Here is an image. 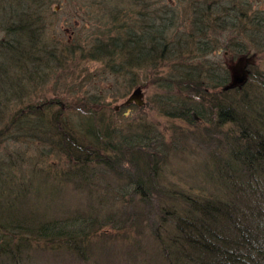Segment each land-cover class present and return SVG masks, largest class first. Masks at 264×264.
I'll use <instances>...</instances> for the list:
<instances>
[{
	"label": "trees",
	"instance_id": "trees-1",
	"mask_svg": "<svg viewBox=\"0 0 264 264\" xmlns=\"http://www.w3.org/2000/svg\"><path fill=\"white\" fill-rule=\"evenodd\" d=\"M54 4L75 15L67 38ZM248 52L264 54V9L243 2L0 0V264H264L258 62L222 90L228 56ZM86 61L102 65L89 78ZM98 73L128 88L144 73L159 114L196 129L198 187L160 181L179 126L169 142L118 121L104 92L74 93ZM67 188L82 207L63 203Z\"/></svg>",
	"mask_w": 264,
	"mask_h": 264
},
{
	"label": "rangeland",
	"instance_id": "rangeland-1",
	"mask_svg": "<svg viewBox=\"0 0 264 264\" xmlns=\"http://www.w3.org/2000/svg\"><path fill=\"white\" fill-rule=\"evenodd\" d=\"M161 1H170L173 4H177L178 0H161ZM226 2L237 4L240 2L247 3L249 6H251L252 10L256 9H264V0H225ZM232 1V2H231ZM55 12H58V16L55 19L54 24V31L58 34H60L63 38H67L71 35V31L73 32V24L74 22V16L72 14V11L69 9H60L55 4L53 5ZM186 15L180 14V18L182 20H186ZM80 21L77 23V27L75 31H79V27L82 25ZM78 33V32H77ZM221 51L222 49L215 51L212 56H209V59L216 60L221 59ZM217 53V54H216ZM231 57L228 56V59ZM101 64L98 62H88L86 61L83 64V68L80 70V73L84 75V73L87 74V78H89V73H93L95 70L99 71L101 69ZM258 69L264 73V54L260 56V60L257 64ZM138 80L142 83V91H143V106H137L135 104H129L128 106H121V104L125 101L127 96L132 92L133 88H128L126 84H124L121 81V84L118 85L114 84V79L111 78L110 75L103 73L95 77L93 80L95 83V89H92V87L89 86V84H86L87 82L83 83V85L80 89H75L74 93H76L78 96H81L85 92L89 91L92 92H104L105 94V102L111 104L112 107H117L116 112L117 115L115 118L118 121H124L127 122L129 120H136V121H143L144 123H150L151 125H154L160 132H162L165 136L166 141L170 142L171 137V127L179 126V130L176 129V140L180 142L179 145L181 147V150H178L176 153H172L169 157V162L167 163V166L165 167L164 172L161 175L160 181L165 187L169 188H188L187 183L198 187L196 182L199 180L200 177V168L199 165L205 161L206 154L205 152L193 141L195 138L196 129H190V127L186 126L184 123L176 120L168 119L157 111L155 106H157V103L155 101V93H157V90L154 86L145 85V74H138ZM263 83L257 82L254 84V86L261 89V92L264 91ZM118 87V88H117ZM67 88H62V91H65V95L70 98V90H67ZM251 91V90H249ZM66 97V98H67ZM157 99V98H156ZM178 123V125L176 124ZM181 129V130H180ZM183 132V135L181 134ZM184 133L188 135L184 136ZM193 133V134H190ZM182 135V136H181ZM173 136V134H172ZM209 166V165H208ZM210 168V167H209ZM207 169V168H206ZM199 174V175H198ZM198 178V179H197ZM192 183V184H191ZM119 184V182H118ZM127 192V190H126ZM63 203H73L81 206L82 204V193L80 194V191L73 190L71 188H67L64 193L62 194ZM82 207V206H81ZM110 234L115 233H124V231L115 232V230H108ZM119 235V234H118ZM119 235V239L122 240V238ZM134 234H131L130 237H133ZM115 242V240H114ZM115 247V244L113 248Z\"/></svg>",
	"mask_w": 264,
	"mask_h": 264
},
{
	"label": "water",
	"instance_id": "water-1",
	"mask_svg": "<svg viewBox=\"0 0 264 264\" xmlns=\"http://www.w3.org/2000/svg\"><path fill=\"white\" fill-rule=\"evenodd\" d=\"M257 62L258 55L254 52H248L237 57H231L226 62V67L230 75L229 80L225 85H223L222 90L225 91L242 88L248 81L251 72L250 67L255 66ZM132 103L137 106H143V91L141 87L134 88L121 105L128 106Z\"/></svg>",
	"mask_w": 264,
	"mask_h": 264
}]
</instances>
